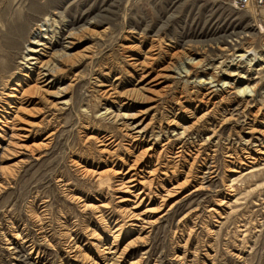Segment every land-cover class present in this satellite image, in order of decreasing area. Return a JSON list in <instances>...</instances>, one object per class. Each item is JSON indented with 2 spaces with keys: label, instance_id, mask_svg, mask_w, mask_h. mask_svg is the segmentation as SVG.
<instances>
[{
  "label": "rangeland",
  "instance_id": "rangeland-1",
  "mask_svg": "<svg viewBox=\"0 0 264 264\" xmlns=\"http://www.w3.org/2000/svg\"><path fill=\"white\" fill-rule=\"evenodd\" d=\"M36 27L54 51L75 32L80 41L69 52L79 59L48 88L66 93L17 102L24 130L1 126L0 264H264V8L0 0V52L13 57L0 68V108L9 76L28 65ZM135 57L150 62L143 81ZM152 76L148 94L139 88ZM109 87L115 100L102 92ZM47 99L67 102L56 109ZM110 112L150 119L146 137L154 140L171 117L187 126L141 156L147 173H139L138 197L115 171L127 169L120 157L131 162L140 150L128 147L120 124L132 120Z\"/></svg>",
  "mask_w": 264,
  "mask_h": 264
},
{
  "label": "bare ground",
  "instance_id": "bare-ground-1",
  "mask_svg": "<svg viewBox=\"0 0 264 264\" xmlns=\"http://www.w3.org/2000/svg\"><path fill=\"white\" fill-rule=\"evenodd\" d=\"M219 1H221V0H219ZM250 9H252V8H250ZM40 28L39 27L34 28V30L29 35V39L26 42V50H27L26 56L27 57L25 58V61H26V64H28V65L24 66L23 68L22 67L18 68V71L15 74H11L9 76V80L7 81V84H8V87L6 88L7 91L4 93V97L2 98L3 99L2 105L0 108V130H1V132L4 131L3 128L1 127L2 125H6V126L11 125L12 127H15V128H13L15 130H19V129L24 130L25 127L18 126V124L16 123V121H17L16 113L18 111L17 102L19 100H21L22 96H26L27 94H32V95L41 94L43 96L44 95H50L54 98L55 97L57 98V97H59L57 95H59L60 93H62V94L66 93V87L65 86L57 88V90H58L57 95L50 94L51 91H49L48 88L52 87L54 85L55 82L53 81V79L61 73L60 70L63 68V66L68 65L67 62L71 61L73 65H77L76 62H78L79 58H77V60H76L74 57L75 56L74 53L69 52L80 41L78 36H76V33L75 32H68L63 38L64 39V41H63L64 45L62 46V49L60 51H54V50H52L54 45H51V43L46 44V42L44 41L46 36L43 35V33H42L43 30ZM9 50H11V49L9 48ZM44 50L48 51V54L41 53V51H44ZM83 54H85V53H83ZM84 56L87 58H91L90 52H88V51ZM148 56H147V58H148ZM76 57H79V56H76ZM152 57H150V59ZM12 58L13 57H12L11 52L9 54L5 51H3V52L1 51L0 52V68L1 69L10 68V66L12 65V60H13ZM145 59L138 60V57H135L133 62L131 60V62L134 63L133 65L136 67V69L139 72L140 81H143L145 78H147L151 74L149 66H148V64L150 62L145 60ZM73 61L75 63H73ZM169 62H171V61H169ZM20 64H22V63H18L17 65L20 66ZM134 66H133V68H134ZM166 67H168V66H166ZM164 73L166 74V72H164ZM157 74H159V72ZM155 78H154V76L149 78L150 80L147 81V83H146V84H148L147 87L141 85L139 89H143L146 93L150 94L151 91H153V88L151 86H153L155 84L154 83ZM73 79H75V77ZM136 80L137 79H135V81ZM114 89L112 87H109L108 89L106 88L105 90H102V92L104 91V93L107 96L112 95V97L115 100L116 94H115ZM139 89H138V91H139ZM203 92H205V91H203ZM135 93H136L135 91L131 90L129 92V96L132 94H135ZM154 94H155V92H154ZM203 96H204L205 100H208L212 96L211 91L205 92L203 94ZM31 97H34V96H28L27 100H30V102H33V100H35V99L31 98ZM125 100H129V98H124V101H123V103L125 102L124 104L127 103ZM47 101H48L47 103L49 104V106L51 108L56 107V109H60L61 106L67 102V100H58L56 102H53V100H48V99H47ZM11 110H12V112H11ZM208 111H206V112H208ZM136 113H138V112L127 113V115H122L119 113L110 112V115L112 117H114L116 120H120V118H127V119L129 118L132 120L130 122H129V120H128V122L123 120L120 122V124H121L122 129L125 131V132L124 131L123 132L126 133V135L129 137L128 138V141H129L128 147L131 148L132 152L134 149L139 148L140 150L138 153L133 154L134 158L131 160V162H130L129 158H128V161L126 160V162H125V160L123 161L120 157L119 158L121 161L120 168H124L123 165H124V163H126L127 169L125 172H122V171L116 170V169H115V171L122 173V175H121L122 177L119 179L118 185L120 187H123L126 190H131V189H133L134 191L136 190L137 193H136V195H134V197H136V196L138 197L144 192V183H143V179H142L143 176H140L139 173L145 174V173H147V171H146V165L140 161V159L142 158L141 156L147 155L150 157L151 155L156 153L157 146H160V147L165 146V144L168 141H164V139L169 138V133H172L173 135H175L176 136L175 139H177V138L181 137L182 133L185 132V129L187 130V126H184V124L179 123L177 121V119H175V117H171V118H169V120H167V125H166L165 131L164 132H163V130H162V132L157 131L156 132L157 138H155V140H154L153 138L146 137V135H147L146 131L150 127V121H149L150 119L146 122H145L146 117H142L141 119H137L140 116H138V114H136ZM13 114H15V115H13ZM204 114H205V112H204ZM9 115H12V117ZM188 127H191V126H188ZM177 129H180V132H178ZM261 132H264V130H260V133ZM19 134L20 133H18V135ZM23 135L21 134L19 136H23ZM161 141H163V142H161ZM104 148H106V147H104ZM259 153L264 154V151L259 152ZM93 172L96 173L95 170L92 171V173ZM98 174H100V173H98ZM127 176H128V178L124 181L123 179ZM111 245L112 246H110L109 249L116 247L115 244H111ZM109 253H114V250H112V251L110 250Z\"/></svg>",
  "mask_w": 264,
  "mask_h": 264
},
{
  "label": "built area",
  "instance_id": "built-area-1",
  "mask_svg": "<svg viewBox=\"0 0 264 264\" xmlns=\"http://www.w3.org/2000/svg\"><path fill=\"white\" fill-rule=\"evenodd\" d=\"M235 11H245L250 8L256 10L264 8V0H221Z\"/></svg>",
  "mask_w": 264,
  "mask_h": 264
}]
</instances>
